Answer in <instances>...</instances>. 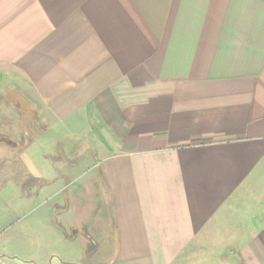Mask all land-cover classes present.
Listing matches in <instances>:
<instances>
[{
	"label": "crops",
	"instance_id": "crops-1",
	"mask_svg": "<svg viewBox=\"0 0 264 264\" xmlns=\"http://www.w3.org/2000/svg\"><path fill=\"white\" fill-rule=\"evenodd\" d=\"M0 94V264H264V0H0ZM85 158L103 262L50 199Z\"/></svg>",
	"mask_w": 264,
	"mask_h": 264
},
{
	"label": "rangeland",
	"instance_id": "rangeland-1",
	"mask_svg": "<svg viewBox=\"0 0 264 264\" xmlns=\"http://www.w3.org/2000/svg\"><path fill=\"white\" fill-rule=\"evenodd\" d=\"M7 103V97L0 94V112L3 111V107ZM27 104V103H26ZM22 104V106L18 109V119L21 118V111L22 109H26V117L27 120L24 122L26 125H20V127H14L12 126V122L14 121V114L11 116L8 114L10 113L8 110H4V113L6 115L8 114L10 118H8L5 121H1V126H9L11 125L12 129H16L19 131L21 135H23L25 132H27L30 136H33L36 133L45 132L47 131L48 126L45 125L44 121L42 120V116L38 113H34V111L30 110L31 108L27 104ZM30 109H29V108ZM13 111V110H12ZM34 113V114H33ZM25 114V113H24ZM21 121V120H20ZM24 130V131H23ZM43 130V131H42ZM72 139L66 140V143L64 146L69 147L70 144L72 145ZM9 157V156H8ZM89 158H85L83 162V165L77 166L73 168V172L71 174L67 173L65 178L61 182V186H65L64 188L54 191L50 195L51 201L61 198L64 199L63 208H65L67 211L65 214V221L66 222H76L79 219H87L88 221L91 220L93 223L95 220H97V235L93 237V247L97 248L96 253L91 255L90 259L92 261L97 262H103L108 261L112 258L114 254L115 244H116V237L115 232L110 228V225L106 223V221H101V218H98V214L94 213V206L97 202L96 199V192H95V184L91 186V183L95 180V175L93 170H90L89 166L86 165V163L89 161ZM72 160H66V167L72 163ZM55 166V165H54ZM58 166L56 164L55 168L58 169ZM62 171V168H61ZM10 174H0V182H6L9 179H5ZM62 177V175H61ZM63 178V177H62ZM33 182L37 179H32ZM9 190H0V196H4V194L8 193ZM35 203L34 209L35 215L42 212V207L45 210L46 206H37L38 203ZM51 203L50 201L47 202V204ZM0 210H4L3 207H0ZM39 211V212H38ZM57 212V210L55 211ZM84 227V226H83ZM105 233V235H104ZM222 254L226 258H230V254L223 252Z\"/></svg>",
	"mask_w": 264,
	"mask_h": 264
}]
</instances>
